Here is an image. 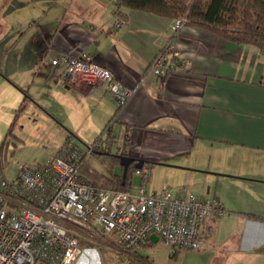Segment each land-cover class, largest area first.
I'll list each match as a JSON object with an SVG mask.
<instances>
[{
    "label": "crops",
    "instance_id": "obj_1",
    "mask_svg": "<svg viewBox=\"0 0 264 264\" xmlns=\"http://www.w3.org/2000/svg\"><path fill=\"white\" fill-rule=\"evenodd\" d=\"M31 1L38 5L37 17L0 20V32L1 26L16 28L14 35H0V158L17 115L31 103L64 124L65 139L98 131L94 141L112 118L113 142L121 141L125 155L142 159L148 172L159 164L192 178L189 191L222 207L221 215L203 224L202 243L194 251L201 264H264V48L191 24L173 35L171 17L118 9L117 0ZM167 42L176 68L158 77L149 65ZM83 51L134 89L118 110L105 83L67 85L53 72L51 57ZM88 106L93 113L84 119L77 110ZM149 177L140 183L155 192L147 189ZM213 183L235 190L212 192ZM244 199L254 203H240ZM224 209L231 212L227 217ZM108 235L95 244L81 239L82 250L96 252L99 246L139 259L116 243L115 234L112 240ZM80 257L73 264H84Z\"/></svg>",
    "mask_w": 264,
    "mask_h": 264
},
{
    "label": "built area",
    "instance_id": "obj_2",
    "mask_svg": "<svg viewBox=\"0 0 264 264\" xmlns=\"http://www.w3.org/2000/svg\"><path fill=\"white\" fill-rule=\"evenodd\" d=\"M186 21L184 16L172 20L173 35ZM172 47L165 43L152 58L149 71L155 76L175 70ZM49 60L67 85L105 83L118 109L134 91L85 51L61 52ZM97 145L88 143L83 151L66 139L57 153L22 164L12 178L6 177L0 162V264H73L82 253L81 239L95 244L110 233L125 249L142 248L151 234L171 255L200 248L204 222L221 215L222 207L185 188L161 194L148 192L142 182L126 190L98 188L79 174L83 158ZM147 173L143 166L136 168L129 181Z\"/></svg>",
    "mask_w": 264,
    "mask_h": 264
},
{
    "label": "rangeland",
    "instance_id": "obj_3",
    "mask_svg": "<svg viewBox=\"0 0 264 264\" xmlns=\"http://www.w3.org/2000/svg\"><path fill=\"white\" fill-rule=\"evenodd\" d=\"M11 9H16L17 11H11ZM26 13L30 17L29 19L33 18V15L34 18L37 17L39 14L38 5H34L31 0H0V20L9 21L10 19L18 18L19 15L21 16V14ZM5 26H1L3 27L2 32H0L1 38L15 34L16 28H6ZM48 69L51 72L52 68L49 67ZM45 90L46 89H43L41 94L46 93L47 90ZM32 101L33 104L36 103L34 100ZM91 108V106H88L87 109H83L82 111L81 109H78L77 113L85 119V116H90L93 113H91ZM16 119L17 121L13 127V133L8 135L7 145H4L6 148H4L5 151L3 157L0 158L1 166L3 167L4 174L7 178H12L22 164H34L46 160L55 153L57 148L63 144L65 140L64 124L52 115L43 113L37 107H33L32 103L29 104L25 110L21 111ZM78 123L80 122H77L76 124ZM81 125L83 126L84 124ZM86 126L87 125H84L82 128L86 129ZM82 132V134L76 133V137L71 136L70 138L73 139H71L72 142L76 143L81 150L85 151L87 144L93 141V138L98 131L96 133H86L84 136L83 134L85 133V130ZM117 149H119L120 153L122 152L123 148L120 140L113 142L110 147L112 153H115ZM86 159L96 168L106 170L104 164H102L98 157L92 152H87ZM166 169H168L166 166L155 164L154 168L148 172L150 177L146 183L149 191L153 190L157 194H161L163 190H172L175 192L181 188H185L189 191L190 185L192 184L190 180H192V178L188 179L173 174ZM114 171L119 172L120 165H115ZM140 180V176L133 175L130 181L131 187L138 185ZM210 189L212 192L217 190L226 194L235 190L234 187L229 184L217 183H213ZM240 203L253 204L254 201L244 199ZM240 203L235 202L233 204ZM224 213L227 217L231 212L225 210ZM224 218L225 217L220 218L219 235H221L224 227L221 222ZM113 235L114 234H110L107 238L110 239L111 236L112 240L114 239ZM152 244L153 245L136 250L129 249L131 250V253H136L140 256L136 262L128 257L126 253L127 251L116 252L115 250H109L105 247L99 246L95 247L96 252L94 250L88 252L83 249L80 254L81 257H79L82 258L83 255V258H86L84 264H201L203 262V260H200L194 255L195 249L184 248L180 249L175 255H171L168 247L161 240Z\"/></svg>",
    "mask_w": 264,
    "mask_h": 264
},
{
    "label": "trees",
    "instance_id": "obj_4",
    "mask_svg": "<svg viewBox=\"0 0 264 264\" xmlns=\"http://www.w3.org/2000/svg\"><path fill=\"white\" fill-rule=\"evenodd\" d=\"M116 3L118 9L124 6L172 19L184 16L187 19L186 24L207 28L225 40L264 48V0H117ZM120 15L123 16L121 13ZM24 107L23 101L15 115ZM10 132L11 128L8 130ZM68 138L70 135L66 137ZM114 138L111 118L92 142L98 143L92 153L104 164L106 170L96 168L84 157L79 174L91 180L98 188L126 190L136 167L131 162L123 177V166L118 158L120 153L110 151ZM121 154L125 155V152ZM115 165H120L119 172L114 171Z\"/></svg>",
    "mask_w": 264,
    "mask_h": 264
},
{
    "label": "water",
    "instance_id": "obj_5",
    "mask_svg": "<svg viewBox=\"0 0 264 264\" xmlns=\"http://www.w3.org/2000/svg\"><path fill=\"white\" fill-rule=\"evenodd\" d=\"M118 158L120 160V164L123 166V177L126 174L127 166L133 162L134 166L136 168H140L143 166L144 161L139 158H134L129 155H124V154H118ZM150 240H153L154 242L158 241V237L155 234L150 235Z\"/></svg>",
    "mask_w": 264,
    "mask_h": 264
}]
</instances>
